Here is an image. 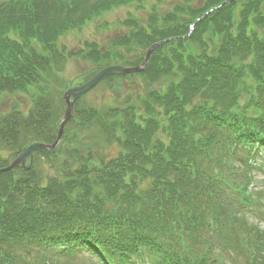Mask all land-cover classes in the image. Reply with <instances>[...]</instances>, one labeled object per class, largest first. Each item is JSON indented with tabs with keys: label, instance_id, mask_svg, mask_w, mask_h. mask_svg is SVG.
Returning a JSON list of instances; mask_svg holds the SVG:
<instances>
[{
	"label": "trees",
	"instance_id": "trees-1",
	"mask_svg": "<svg viewBox=\"0 0 264 264\" xmlns=\"http://www.w3.org/2000/svg\"><path fill=\"white\" fill-rule=\"evenodd\" d=\"M135 1L0 0V101L29 98L0 110V168L31 143L55 141L65 58L59 39ZM224 1L181 9L192 22ZM157 22L153 14L134 28L142 52L188 34V22ZM86 48L67 56L92 62L90 74L142 62ZM140 76L158 84L140 96L141 115L137 98L96 107L86 95L54 152L39 150L31 170L0 175V264H72L64 249L83 251L82 244L119 264H239L250 246L259 254L254 264H264V232L236 204L245 191L229 181L233 156L225 148L237 146L234 137L264 140V0L207 15L190 38L157 48ZM262 193L248 200L263 205ZM258 214L264 218V209ZM226 250L237 257H224Z\"/></svg>",
	"mask_w": 264,
	"mask_h": 264
},
{
	"label": "rangeland",
	"instance_id": "rangeland-1",
	"mask_svg": "<svg viewBox=\"0 0 264 264\" xmlns=\"http://www.w3.org/2000/svg\"><path fill=\"white\" fill-rule=\"evenodd\" d=\"M144 1L145 5L142 8H137L135 4L119 8L115 7L116 9L103 13L95 19L91 18V20L81 24L80 27L78 25H76V27L73 26L69 32L65 33L64 36L59 39L58 44H60V50H63L65 57L63 59V70L59 74L64 81L63 84H61L62 89L60 90L64 91L63 89H67L69 86L72 87L77 85L79 77L88 74L94 67L92 62L81 59L80 57H68V52L75 53L80 50L88 51V48H86L87 44H94L100 50H104L105 53L123 56L127 61L133 59L134 61H138V58H140L143 53L138 44L134 43L132 35L134 30L132 27H127V21L135 20L144 25V22L150 18L151 14H153V10L156 9L157 13L155 12L154 15L158 20V27H167L171 25L177 26L178 24L184 26L186 22L190 23V16L184 13L182 10L183 7H189L198 12L204 8L205 3L204 0ZM90 6L84 8L83 12L88 14V11H92V7ZM78 12L79 10L71 15H76ZM168 16H175V19H172V17L168 19ZM125 38H128L127 44L120 45L122 44L121 40ZM114 78L115 79L111 80L106 79L103 83H100L98 87L87 96V101L84 102H90L96 107H102L113 101L125 102L129 95L136 97L139 101L141 100L140 96L148 95L149 89L153 90L158 87L156 82L140 75H127ZM58 95L59 92L54 94L56 102L59 99ZM18 98V100L6 99L4 102L0 101V110L2 111L3 109L8 111L11 110L12 106L15 104L16 106H25L28 103L29 98H22V96H18ZM138 101L135 102V107H139V110H137V108L136 110L138 111V115H141L143 103ZM57 106L61 109V119L64 107L62 108L60 105ZM252 177V189L256 187L262 189L264 192V157L257 159V164L253 167ZM261 200L264 201V193L261 195ZM258 201L254 204L255 206L252 204L253 214H251L249 209H242V211L247 215L251 222H257L259 224L258 227L264 232V218L259 217L261 215L258 214L264 209V203L263 205H260ZM251 215L253 218L250 217ZM243 258H245L244 253L238 258V261L240 260L241 264H244L242 262ZM88 261L90 260L79 257L73 261L72 264H84V262ZM46 264L51 263L48 262Z\"/></svg>",
	"mask_w": 264,
	"mask_h": 264
},
{
	"label": "water",
	"instance_id": "water-1",
	"mask_svg": "<svg viewBox=\"0 0 264 264\" xmlns=\"http://www.w3.org/2000/svg\"><path fill=\"white\" fill-rule=\"evenodd\" d=\"M233 0H227L226 2L223 3V5L230 3ZM168 42V41H167ZM165 43V41L156 43L153 46H151L144 54V62L143 66H145L148 62L149 56L153 52V50ZM142 70L141 67L138 68H126L122 66H109L102 68L100 71H98L96 74H94L86 83H84L81 86H77L74 88L68 89L66 92L62 94L61 100L63 104L66 106L64 116L62 120L60 121L59 125V130L57 133V138L54 144L52 145H44L41 143H33L26 147L23 151H21L14 159L13 161L5 168L0 169V174L8 172L14 168L18 169H24V170H29L31 167V161L33 157V153L38 150V149H47L50 151H54L55 147L59 143L61 136L63 134L64 128L67 124V122L70 120L71 114L73 112V107L76 102V100L88 92L90 89H92L95 85L98 84V82L104 78L105 76L108 75H125V74H130V73H138ZM29 158V166H26V161Z\"/></svg>",
	"mask_w": 264,
	"mask_h": 264
}]
</instances>
